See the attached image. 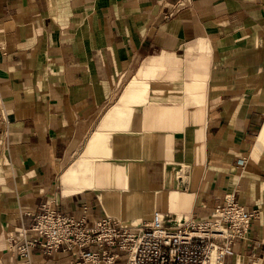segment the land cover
<instances>
[{
  "label": "crops",
  "instance_id": "0c3cea01",
  "mask_svg": "<svg viewBox=\"0 0 264 264\" xmlns=\"http://www.w3.org/2000/svg\"><path fill=\"white\" fill-rule=\"evenodd\" d=\"M256 215L225 264H264V0H0V264L49 204L175 225Z\"/></svg>",
  "mask_w": 264,
  "mask_h": 264
},
{
  "label": "built area",
  "instance_id": "2783aa9c",
  "mask_svg": "<svg viewBox=\"0 0 264 264\" xmlns=\"http://www.w3.org/2000/svg\"><path fill=\"white\" fill-rule=\"evenodd\" d=\"M26 214L33 221L21 229L19 254L29 259L34 247L43 253L63 250L69 264H225L256 215L229 196L207 215L175 225L157 209L134 225L106 213L88 221L49 204Z\"/></svg>",
  "mask_w": 264,
  "mask_h": 264
},
{
  "label": "rangeland",
  "instance_id": "374dc122",
  "mask_svg": "<svg viewBox=\"0 0 264 264\" xmlns=\"http://www.w3.org/2000/svg\"><path fill=\"white\" fill-rule=\"evenodd\" d=\"M150 215V214H149ZM124 223H126V224H130V223H128V222H124ZM137 223H139L138 221L137 222H134V223H132V225H134V224H137Z\"/></svg>",
  "mask_w": 264,
  "mask_h": 264
}]
</instances>
